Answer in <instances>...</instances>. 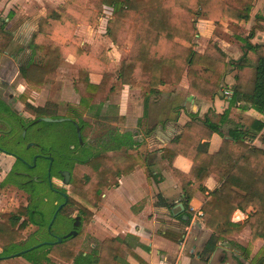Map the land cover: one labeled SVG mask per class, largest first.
I'll return each mask as SVG.
<instances>
[{"label": "trees", "instance_id": "16d2710c", "mask_svg": "<svg viewBox=\"0 0 264 264\" xmlns=\"http://www.w3.org/2000/svg\"><path fill=\"white\" fill-rule=\"evenodd\" d=\"M254 2L255 0H65L62 5L50 9L37 21L30 46L34 54H39V60L21 65L18 70L24 82L33 90L48 87L55 78L64 51L70 52L79 64L78 81L74 85L75 90L81 94L79 105L89 110L93 108L98 114L115 89V76L111 73L113 65L89 55L79 45L80 40L73 34V30L78 24L96 25L101 14L109 12L105 25L107 37L118 47L130 45L129 53L121 61L118 77L122 84L141 91L144 102L143 117L138 121L141 127L150 97L158 93L162 85L178 84L183 75L189 84L198 88L199 96L207 100L214 99L220 91V83L226 72V54L217 44L208 45L203 54L195 50L196 22L203 18L218 26L221 20H227L235 26L245 25L252 19ZM262 23L264 16H254V24L248 34L239 38L243 42V53L234 61L237 72L228 108L222 114L209 109L200 119L202 125H197L196 118L192 115L191 121L183 126V133L175 136L163 150L170 162L179 154L192 162L189 174L175 170L182 183L185 210L195 186L204 189L203 182L212 173L223 179L202 206L203 223L217 237L239 231L242 224L230 221L232 213L236 209L245 211L251 208L243 223L250 227L249 241L244 247L238 246L244 259L248 258L258 240H264V148L249 143L258 133L262 132L264 137V119L246 116L244 108H240L234 126L224 132L222 123L227 121L231 110L241 102L264 116V44L254 45L250 42L256 30H263ZM11 40L12 33L7 28V22L1 20L0 55ZM90 73L102 75L99 84L90 82ZM37 113L44 114L42 108ZM214 133L219 134L222 141L215 152L208 153L207 141ZM225 135L230 139L225 138ZM108 137L109 143L104 148L111 150V156H98L96 159L100 160L91 164L93 171L99 175L95 186L89 188L95 197L91 202L93 208H97L98 197L103 188L116 186L117 179L122 174L132 172L141 164V159L136 154L118 151L124 145L130 147L129 142L121 140L112 131ZM202 138L206 142L203 147L198 148L197 144ZM192 183L195 186L191 188ZM79 193L85 200H90L83 191ZM80 208L82 220L90 221L94 215L93 209L82 205ZM44 214L32 200L25 207L19 206L11 212L0 214V244L4 247L0 253V264L10 258H5V255H10L5 249L9 245H18L21 232L27 225H36L37 232L46 229L47 221L36 218L44 217ZM20 216L25 217L21 223L18 219ZM72 239L73 236H70L61 242L42 243L29 249L47 240L30 238L26 241L31 240L32 243L15 250L12 257L23 258L30 264H57L51 256L70 264H107L104 261L106 256L101 251L99 253L93 250L89 254H83L70 250L68 245ZM216 239L211 235L204 250H214ZM110 240L111 244L102 250H118V246L112 242L116 239ZM25 249L27 250L20 253Z\"/></svg>", "mask_w": 264, "mask_h": 264}, {"label": "crops", "instance_id": "0c3cea01", "mask_svg": "<svg viewBox=\"0 0 264 264\" xmlns=\"http://www.w3.org/2000/svg\"><path fill=\"white\" fill-rule=\"evenodd\" d=\"M38 1L40 0H0V9H3L0 22L5 20L8 27L15 21L17 13H23L25 20L33 22L31 32H34L37 29L38 19L47 14V6L53 9L65 2V0H43L45 7L42 5V8L38 5ZM44 8L45 10L42 11ZM104 14L107 18L109 12ZM256 15L264 16V0H255L251 10L252 19L243 26H235L227 20H221L220 26L217 27L213 21L198 19L195 50L203 54L209 43L217 44L225 52L226 62L229 59L235 61L243 53V47H241L243 42L239 38L245 36H238V33L234 34L231 30H250ZM100 20H102L101 17ZM104 22V26L103 24L98 26L99 23L78 24L73 34L79 38V45L89 55L113 65L111 73L115 76L113 81L115 89L104 104L108 105L109 109L117 110V116L123 119V129L119 130L118 136L131 144L130 147L122 146L118 151L136 154L141 159V164L137 165L132 172L122 174L117 179L116 186L102 189L99 207L96 211L93 209L94 215L90 227L95 233H108V238L104 239L105 246L111 244L110 239H116L112 242L118 246V250H104L106 256L104 261L107 264H239V262L264 264V240L256 242L246 259L238 248V246H246L249 241L250 227L243 223L251 208L245 211L236 209L232 213L230 221L242 224L239 231L217 237V234L203 223L202 206L210 198L211 193L221 185L223 179L213 173L210 174L203 182L204 189L192 183L190 187L195 186V189L185 210L183 206L185 195L175 170L189 174L192 162L180 154L170 162L163 153L171 140L183 133V126L191 121L193 116L196 118L195 123L202 125L200 119L209 109L222 114L228 108L231 95L225 96L223 90L227 89L231 92L235 82L236 68L227 64L225 75L220 83V91L213 100L199 96L198 88L189 84L185 75L176 85L160 86L158 93L150 97L145 120L139 127L138 121L143 117L144 112L141 91L122 84L118 77L121 61L129 53L130 45L125 44L123 47L114 45L105 32L106 19ZM262 25L264 27V23ZM221 34H230V39L222 38ZM250 42L254 45L264 44V28L260 31L256 30ZM64 54H67L66 57L71 59L79 69L74 55L67 51H64ZM101 78L102 75L99 73L89 74V80L93 84H99ZM240 108H244L246 116L264 119L263 115L241 102L231 110L227 121L222 123L224 132L234 126L236 115L241 111ZM93 111L95 113V110ZM125 135H128V139L123 137ZM225 138L230 139L227 135ZM221 141L222 137L214 133L207 141V152H215ZM205 142L206 139H200L198 148L203 147ZM249 143L264 148L262 132ZM211 235L217 238L216 248L204 250ZM121 247L125 249L122 250Z\"/></svg>", "mask_w": 264, "mask_h": 264}, {"label": "flooded vegetation", "instance_id": "af4514ba", "mask_svg": "<svg viewBox=\"0 0 264 264\" xmlns=\"http://www.w3.org/2000/svg\"><path fill=\"white\" fill-rule=\"evenodd\" d=\"M14 63L11 59L0 68V157L8 163L0 185L5 183L15 187L25 196L26 204L22 206H27L32 200L45 213L44 217H36L37 220L47 221L46 229L37 233V238L54 242L57 237L62 240L68 238L65 236L71 231H75L77 236L83 220L81 208L76 206L70 192L79 193L74 183L80 168L93 170L92 162L100 160L96 157L105 155L99 151L110 150L104 148L109 143L108 134L104 137L97 134L96 140L95 136L87 137L86 129L90 128L91 122L80 117L74 108L61 113L54 107L47 109L48 106L43 105V115H38L39 108L33 107L27 111V116L19 113L17 103H21L17 101L13 84L16 74ZM43 117L62 120L46 122L40 119ZM41 124L45 128L55 127L54 138L58 142L48 141L50 134L47 132L50 129L42 130ZM18 219L21 223L25 217Z\"/></svg>", "mask_w": 264, "mask_h": 264}, {"label": "rangeland", "instance_id": "374dc122", "mask_svg": "<svg viewBox=\"0 0 264 264\" xmlns=\"http://www.w3.org/2000/svg\"><path fill=\"white\" fill-rule=\"evenodd\" d=\"M39 6H44L43 0L38 1ZM1 6V5H0ZM42 6V8H43ZM47 6V5H46ZM36 7V6H34ZM45 7V6H44ZM48 12L50 11V7H46ZM45 8L42 10L44 11ZM46 10V11H47ZM18 16L16 17L15 21H13L7 28L12 33V40L9 42L7 47L4 49L2 54L0 55V68L3 65H6L8 61L13 59L15 61L13 65V70L17 69L16 74L14 76V86H15V94L17 97V101L21 104L17 103V111L21 114L27 116V111H30L31 108H41L43 105L48 106L47 109H51L50 107H54L55 110L65 113L68 110L74 108L78 115L81 117L83 116L85 120L90 123V128L86 129V136H90V138L96 135H100L104 137V135L109 134L111 131L115 134H120L119 130L123 129V119L117 116V110L115 108H108V105L103 104L100 108L98 114L94 113L93 108L91 110L85 109L84 107L80 106L78 103L80 93L75 90L74 85L78 81V66L73 63V61L67 58V54L63 55V60L61 61L60 65L56 69L55 78L51 81L50 85L45 88H41L39 90H33L24 82L23 78L21 77L20 73L18 72V67L21 65H25L30 61H38L39 54H34L32 51L33 49L30 46V42L32 39V29H33V22H28L29 20H25V15L23 13H17ZM102 20L98 23L99 25L104 26L106 16L104 13L101 14ZM3 16V9H0V18ZM229 22V21H228ZM31 23V24H30ZM230 23V22H229ZM231 24V23H230ZM233 25V24H232ZM219 27L218 25H216ZM243 26V25H242ZM234 29V28H233ZM234 34L238 33V36H246L249 32L248 29L240 30L234 29L231 30ZM224 39H230V34H221L220 35ZM196 44H198L196 42ZM212 43H209L211 45ZM243 47V46H241ZM113 56V55H111ZM119 56V54H118ZM227 64L234 66V60L229 59ZM227 67V66H226ZM226 71V70H225ZM225 87V86H224ZM228 87V86H227ZM31 103H29V101ZM50 106V107H49ZM30 109V110H29ZM42 130L43 129H50L47 134H50L49 142L55 143L56 141L54 136H56V129L55 127L45 128L44 124L40 125ZM46 134V136H47ZM40 137V136H39ZM38 137V138H39ZM101 137V138H102ZM128 139V135H125ZM94 139V138H93ZM98 140L100 138H97ZM47 140V138L45 139ZM62 142V141H61ZM60 142V143H61ZM20 148H17V150ZM111 150L108 151H99V153H104L107 156H111L112 153H109ZM114 156V155H112ZM105 162V161H104ZM8 163L0 157V180L4 175V171L6 170ZM87 174V175H83ZM89 176V177H88ZM98 174L91 170L89 167H81L79 170V177L78 179L75 178L74 187L77 186L79 188V192L83 191V193L88 196L90 200H85L80 193H75L73 190L70 192L71 198L73 199L76 206H86L87 208H92L95 211L98 209L100 201L102 199L101 193L98 197V204L97 208H93L91 202L94 200V193H91L89 188H93L95 186L96 181L98 180ZM88 177V178H87ZM118 181V180H117ZM88 182V183H87ZM88 189V190H87ZM102 192V191H101ZM25 196L22 195L21 191L17 190L15 187L10 185H5L2 183L0 185V214L8 213L19 206L26 204ZM74 209V208H71ZM69 212V211H68ZM93 219V218H92ZM91 221L82 223V227L79 231V234L69 242L68 248L73 250L75 253H85L89 254L92 250H97L99 253L104 254V249L106 246L104 245V239L108 238V233L99 232L95 233L93 228L90 227ZM37 228L29 224L27 225L23 231L21 232L19 243L18 245H9L5 250H8L10 255H5V258H9V260H3L1 264H27L23 259H15L12 256L14 255L15 250L22 249L24 246H28V244L32 243L31 240L26 241L27 239H39L37 238V233H41V231L37 232ZM34 235L36 237H34ZM123 247V246H122ZM122 250L125 249L122 248ZM4 247L0 244V250ZM43 250V249H41ZM2 251V250H1ZM1 253V252H0ZM52 260L57 264H70L64 263L59 261L55 257L51 256Z\"/></svg>", "mask_w": 264, "mask_h": 264}, {"label": "water", "instance_id": "95a60500", "mask_svg": "<svg viewBox=\"0 0 264 264\" xmlns=\"http://www.w3.org/2000/svg\"><path fill=\"white\" fill-rule=\"evenodd\" d=\"M40 119L43 120V121H46V122H49V121H60V120H62V119H58V120H56V119H51V118H47V117H43V118H40ZM229 138H230V137H229ZM54 217H55V214L53 215L52 220L54 219ZM52 220H51V222H52ZM49 226H50V224H49ZM75 234H76L75 231H71V232L67 233L65 237L75 236ZM61 241H62V238H61V237H57L56 240H55V242H61ZM55 242H49V241L41 242V243H38V244H36V245L30 247L29 249H32L33 247H37V246L41 245L42 243L51 244V243H55ZM26 250H27V249L22 250V251H20V253H21V252H24V251H26ZM227 264H229V263H227Z\"/></svg>", "mask_w": 264, "mask_h": 264}, {"label": "built area", "instance_id": "2783aa9c", "mask_svg": "<svg viewBox=\"0 0 264 264\" xmlns=\"http://www.w3.org/2000/svg\"><path fill=\"white\" fill-rule=\"evenodd\" d=\"M223 93H224L225 96H229V95H231L230 90H227V89H224V90H223Z\"/></svg>", "mask_w": 264, "mask_h": 264}]
</instances>
